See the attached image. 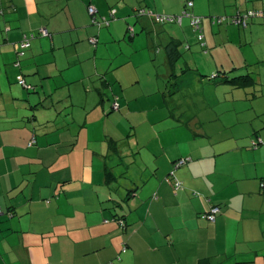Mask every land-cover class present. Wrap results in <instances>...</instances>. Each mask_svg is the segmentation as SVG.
<instances>
[{
	"label": "crops",
	"instance_id": "1",
	"mask_svg": "<svg viewBox=\"0 0 264 264\" xmlns=\"http://www.w3.org/2000/svg\"><path fill=\"white\" fill-rule=\"evenodd\" d=\"M187 1L194 4L190 12L203 18L209 54L215 60L222 51L232 56L233 48L240 54L229 71L254 76L257 83L244 90L263 111L264 105L256 102L264 99V18L247 28L214 25L211 18L264 11V0H0V264H264V147L251 148L249 139L240 147L242 171L227 175L223 186L214 181L215 168L204 163L212 155H199L194 163L192 158L173 176L174 163L187 154L175 146L152 145L150 139L159 135L154 129L134 142L145 155L137 160L139 186L117 179H124L122 170L129 169L123 151L124 142L132 141L113 135L84 154L89 166H84V174L76 172L82 181L73 188L78 202L69 199L70 186L57 193L60 187L52 180L51 192L44 187L48 172L66 165L48 160L51 138L65 134L70 147V134L80 141L82 131L96 129L111 105L106 84L116 83L112 90L119 95L120 109L129 110L128 137L140 126L152 129L164 120L151 117L154 109L148 106L141 107L140 114L133 110L121 68L132 57L111 69L110 57L102 51L108 42L126 40L134 22L144 33L167 35L169 63L171 42H179L178 27H191L190 19L165 30L154 16L180 15ZM90 6L97 9V18L110 24L94 25ZM140 9L150 15L137 16ZM43 29L47 36L41 34ZM137 30L133 28L132 38ZM25 35L35 39L17 66ZM149 37L144 48L153 50L158 39ZM92 38L98 39L95 44L89 42ZM101 60L110 63L105 66ZM21 75L26 86L19 83ZM261 133L255 130L254 136ZM140 170L147 172V181ZM171 179L182 183L179 191ZM258 198L261 204L249 202ZM213 206L221 211L211 223L204 214ZM114 216L124 217L125 225ZM195 218L201 221L194 223Z\"/></svg>",
	"mask_w": 264,
	"mask_h": 264
},
{
	"label": "rangeland",
	"instance_id": "2",
	"mask_svg": "<svg viewBox=\"0 0 264 264\" xmlns=\"http://www.w3.org/2000/svg\"><path fill=\"white\" fill-rule=\"evenodd\" d=\"M130 24V27L135 25L134 22ZM176 25L169 23L159 27L165 30H173L174 28L177 29L178 26ZM136 26L138 28L136 38L131 37L130 34L133 35L131 32L133 29L131 28L130 34L129 32L126 33V40L117 38L116 41L108 42L105 44L107 48L102 52L110 57L111 69L117 68L132 57L131 63H127L121 68H124L123 74L126 77H123V82L126 86L127 96L130 97L131 104L134 106L133 110L140 114V108L148 106L154 109L150 114L151 117H160L164 120L154 125L152 129L140 126L137 130L138 135L136 132L135 135L128 137L131 131V122L127 118L129 110L123 112V109L122 111L120 109L119 95L113 93L112 90L116 83L109 86L106 84L107 103H111V105L110 109L104 114V120L97 124V128L82 131L80 141L77 136L73 137V134H70V147L65 145V141L69 139V136L65 134L58 136L57 134V137L51 138V140H54L51 143V151L42 150L43 153L48 151V160L56 166L62 163L66 164L61 170H55L53 173L48 172L49 176L46 178L47 183L44 184V187L51 192L49 185L52 180H55L60 187L55 189L54 192L61 193L62 187L70 186L72 192L69 199L74 200L75 203L79 201V196L73 188L78 187L82 181L76 172L79 175L84 174V166H89L83 160L84 154L88 152V148L91 152L95 151L96 148L100 147V140H105L107 136L114 137L113 135H116L118 138H122L123 141H132L133 145L124 142L126 150L123 151L126 154L125 156L128 155L123 161L129 169L122 170L124 179L120 177H117V179L125 183L131 182L137 186L141 184L138 161L142 160L145 155L140 153L141 145L134 142L137 136L142 139L144 134L147 135L145 133L147 130L153 131L156 129L159 132L158 136L150 139L153 142L152 145L158 142L160 146L166 148L175 146L178 150H182L187 154L184 158H194L192 163L196 161L199 155H212L213 157L204 160V163L208 167L215 168L213 178L220 186L226 184L227 175H235L242 171L240 148L242 142L249 139L252 144L255 130L259 133L262 132L260 135L264 136V110L260 112V109L256 108V104L253 103V100L251 101L252 97H248L244 89L235 88L231 83L218 84L210 79L219 72L226 73L229 77L247 74L229 73V70L239 63L240 54L237 53L236 49H232V56H228L226 51L219 52L215 60L214 56L211 53L209 54L208 49L201 47L193 28L184 25V27H178L177 38L181 42V45L178 43L180 61H174L171 65L166 58L165 47L169 42L166 41L167 35L164 33L161 35L144 33L139 29L138 24L134 27ZM128 28L125 30L128 31ZM149 36L158 39L153 50L148 49V47L144 48L147 41H150ZM96 40L98 39L96 38ZM188 47H190L189 50ZM102 56L104 55L100 57ZM103 63L107 66L110 61L101 60V64ZM106 83L108 82L106 81ZM248 92L251 93L252 91L249 90ZM257 101H259L256 103L260 107L264 105L260 104L264 103V99ZM114 103L118 105L117 109L113 108ZM108 116H112V119L106 121ZM134 117L135 113L133 119ZM132 130L134 132V129ZM31 131L33 133L34 129ZM59 139H61V142ZM74 140L79 141L75 148L72 146ZM29 147H31V144H29ZM34 148H37V146ZM64 153L66 155L60 157ZM188 164L177 169H175L176 166L174 167V165L176 164H174L172 167L173 174L178 173L183 167L187 168ZM246 171H249V169L247 168ZM65 172H68V174H65ZM140 172L144 173L143 181H147V172L143 170H140ZM253 181L246 182L248 185H252ZM249 202L261 204L262 200L258 198L249 200ZM196 220L201 221L195 218L194 223ZM205 222L208 221L205 220Z\"/></svg>",
	"mask_w": 264,
	"mask_h": 264
},
{
	"label": "trees",
	"instance_id": "3",
	"mask_svg": "<svg viewBox=\"0 0 264 264\" xmlns=\"http://www.w3.org/2000/svg\"><path fill=\"white\" fill-rule=\"evenodd\" d=\"M188 2V1H187ZM187 2H186V4H187ZM185 7H186V5H185ZM142 10H144L146 13L145 14H141L140 12L142 11ZM185 10V9H184ZM183 10V11H184ZM190 10L191 9H189V12H190ZM183 11H182V13H183ZM250 11H253V12H255V13H262V14H264V11H262V10H255V9H252V10H247V11H244V12H237V13H235L234 15H232V16H228V15H223V16H217V17H212L211 18V22H212V24H214V25H220V26H222V25H231V26H235V27H241V28H247L248 26H249V24L251 23V21H253V20H256V19H262V18H264V15H260V16H254V17H251V18H249L247 21H246V23H245V25H236V24H234L233 23V20L234 19H237L238 17H242L244 14H246L247 12H250ZM190 14L192 15V16H194V17H197L198 19H200V28H201V32H202V34H203V41L202 42H199L200 43V45H201V47L202 48H206V43H205V38H204V28H203V18L202 17H198V16H196V15H194L192 12H190ZM144 15H150L149 14V11H147V10H145V9H140V10H138L137 11V16H144ZM156 16H158V15H155L154 16V18H155V21L158 23V24H161V25H165V24H169V22H159L157 19H156ZM178 16H180V15H178ZM175 17H177V16H175ZM185 18H188V17H185ZM223 18H226L227 20H229V22H222L221 20L223 19ZM188 19H190V23H191V27L193 28V30H194V33L197 35V33L195 32V28H194V26L192 25V18H188ZM107 20V19H106ZM97 21H99V22H101V21H103V19H99L98 18V20ZM109 22H110V20H108ZM183 21V20H182ZM220 22V23H219ZM93 24L94 25H96V26H98L96 23H94V21H93ZM171 24V23H170ZM102 26H105V25H102ZM102 26H98L99 28H101ZM132 29H133V27H131ZM131 28H129V29H131ZM131 32L133 33V30H131ZM42 34V33H41ZM197 38H198V35H197ZM25 39H27V40H29L30 41V47L29 48H31V46H32V41L35 39V36L34 35H32L31 37H28L27 35H25V37L23 38V40H21L20 41V43H19V45L25 40ZM199 41V40H198ZM90 42V41H89ZM178 43H180V45H181V42H178ZM178 43L176 42V41H173V43L171 42V47H172V49L169 51V59H171V61L169 62V63H171V65L173 64V62L176 60V58L178 57V58H180V53L178 52ZM28 48V49H29ZM28 49H26V50H28ZM188 50L190 49V47H188L187 48ZM26 50H21V49H19L18 50V59L19 60H17V66H21V58H22V56H24L25 55V52H26ZM21 53L23 54V55H21ZM173 61V62H172ZM229 73H231V72H229ZM211 80H213L214 82H216V83H231L235 88H242V89H247V88H251V87H253L257 82H256V80H255V78H254V76H252V74H250V73H248L247 72V74L245 75H239V76H235V77H229L226 73H221V72H219L217 75H214V76H212L211 78H210ZM21 80H24L25 81V78H24V76L23 75H21L20 77H19V83L21 84ZM27 84H26V81H25V85L24 86H26ZM115 105V103L113 104V106ZM260 139H262V141H263V143L262 144H260V143H258V140H260ZM34 142H35V140L33 139L32 141H31V146L34 144ZM261 146H264V138L262 137V136H259V134H256L255 135V137L252 139V144H251V148H253V149H256V148H259V147H261ZM182 160H185L184 161V163L183 164H181L179 167H177V165H178V163L180 162V161H182ZM192 159L191 158H181V159H178L174 164H176V165H174V167H175V169H177V168H180L181 166H183V165H185V164H188L190 161H191ZM107 173V179L108 180H111L110 178H109V176L111 175V173L110 172H106ZM173 174V173H172ZM173 176H174V174H173ZM170 178H168V180H169ZM173 179H171L170 181H172ZM173 182V189L177 192V191H179L180 189H178V190H176L175 189V183H177V182H179V181H177V180H175V181H172ZM179 183H181V182H179ZM181 187H182V183H181ZM261 187L262 188H264V182L263 183H261ZM213 207H218V208H220V206H213ZM212 209V208H211ZM220 211H221V209H220ZM210 212V211H209ZM208 213V212H207ZM3 214H4V212H3ZM2 216V215H1ZM114 220L116 221V222H118V224H120V225H122V226H124L125 225V219H124V217H120V218H117L116 216H114Z\"/></svg>",
	"mask_w": 264,
	"mask_h": 264
},
{
	"label": "built area",
	"instance_id": "4",
	"mask_svg": "<svg viewBox=\"0 0 264 264\" xmlns=\"http://www.w3.org/2000/svg\"><path fill=\"white\" fill-rule=\"evenodd\" d=\"M194 6L193 2L192 1H188L187 4H186V7H185V10L183 11V13L180 15V16H169V15H158L156 16V19L159 21V22H169V23H178V24H181L182 23V20L185 18V17H188V18H192V25L194 26L195 28V32L197 33L198 35V40L199 42H202L203 41V34L201 32V28H200V19H198L197 17H194L190 14L189 12V9H191L192 7ZM89 14L93 17V21L94 23H96L99 27L102 26V25H105V26H108L110 24V22L106 19H103V21L99 22L97 21L98 18L96 17L97 15V9L95 7H92L90 6L89 7ZM141 14H145L146 12L144 10H142L140 12ZM260 15H264L262 13H255L253 11H250V12H247L246 14H244L242 17H238L237 19H234L233 20V23L236 24V25H245L246 21L251 18V17H254V16H260ZM222 22H229V20H227L226 18H223L221 20ZM220 23V22H219ZM42 35L43 36H47L48 35V31L46 29H43L42 30ZM97 42L96 38H92L90 39V43L91 44H95ZM30 47V41L25 39L20 45H19V49L21 50H26ZM21 55H23L21 53ZM21 84L22 85H25V81L24 80H21ZM114 109H117L118 108V105L115 104L113 106ZM258 143L262 144L263 141L262 139L258 140ZM185 160H182L178 163L177 167H179L181 164L184 163ZM181 188V183L177 182L175 183V189L178 190ZM220 213V208L218 207H212V209L210 210V212L204 214V218L207 219L209 222L213 223L216 221V217L217 215ZM3 215V211L2 209L0 208V216Z\"/></svg>",
	"mask_w": 264,
	"mask_h": 264
}]
</instances>
